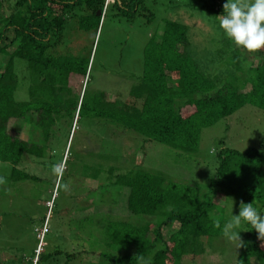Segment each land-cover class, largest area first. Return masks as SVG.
<instances>
[{
	"label": "trees",
	"instance_id": "1",
	"mask_svg": "<svg viewBox=\"0 0 264 264\" xmlns=\"http://www.w3.org/2000/svg\"><path fill=\"white\" fill-rule=\"evenodd\" d=\"M11 1L13 12L0 18V164L10 167V183L38 180L18 167L24 157H44L48 150L46 143L55 141L62 131L56 132L60 120L68 121L67 130L70 123L79 120L95 122L96 127L103 129L102 133L110 132L105 139L108 141L111 136L120 135L121 139L131 132L144 142L191 155L197 151L201 129L213 126L245 105L264 112V49L252 55L256 62L251 63L247 61V53L220 37V49L213 60L200 67V58L187 49V26L164 21L159 35L149 34L142 47L140 75L128 86L126 98L108 100L105 92L88 89L92 46L101 19L111 6L116 11L115 17L125 22L134 21L138 15L149 24L153 15L142 6L146 0H113L103 15L100 13L104 0ZM201 2L196 8L205 10L217 24L225 1ZM72 20L79 31L87 35L90 32L85 45L75 54L71 53L73 47L68 41L61 42L62 32ZM61 44L68 52H57ZM225 51H229V58ZM15 60L24 64L26 84L18 85L13 72ZM17 88L24 89L25 100H15ZM11 120L27 125L26 140L8 133ZM99 154L107 164L86 162L77 174L89 182H100L97 190L89 191L99 202L123 209L120 217L106 215L109 219L96 213L101 224L95 225L100 232L106 231L107 246L133 248L128 264H138L135 257L138 254L151 257V264H182L185 256L192 260L201 254L200 238H220L222 220L213 214L216 205L211 197L215 188L234 196L239 203L253 202V207L264 215V144L244 152L232 149L217 152L213 179L205 192L174 185L142 171H122L111 165V160H119V156L108 152L104 155L101 151ZM69 197L71 200L74 195ZM87 209L85 205L79 206L75 211L78 215L72 218L87 222V218L94 216ZM44 221L43 218L31 257L8 264H40L49 260L37 249L42 248ZM245 224L241 234L243 246L236 251L233 264H264L262 241L257 239L252 226ZM166 227L174 230L163 239L161 234ZM155 241L160 248L155 247ZM204 244L207 245L205 240ZM122 258L114 261L120 264Z\"/></svg>",
	"mask_w": 264,
	"mask_h": 264
},
{
	"label": "rangeland",
	"instance_id": "2",
	"mask_svg": "<svg viewBox=\"0 0 264 264\" xmlns=\"http://www.w3.org/2000/svg\"><path fill=\"white\" fill-rule=\"evenodd\" d=\"M201 1L204 0H146L142 6L153 15V20L149 24L138 15L134 21L125 22L115 17L116 11L109 6L101 19L98 37L95 38L92 46L93 63L88 80L89 91H103L108 100L126 98L128 86L140 75L142 47L149 34L156 32V35H159L164 21L183 23L187 26V49L200 58L198 59L200 67H206L220 49L219 39L224 36L216 29L218 28L216 20L208 16L205 10L196 8L202 3ZM251 2L252 0H241V3ZM12 9L11 0H2L0 18L13 12ZM142 14H145L144 10ZM89 34L90 32L87 35L79 31L72 20L67 22L61 42L68 41L73 47L70 49L71 53L75 54L77 49L81 50L85 45L83 42L87 40L85 37ZM226 41L230 43L229 40ZM85 51L86 49L83 53ZM57 52L66 53L68 49L62 48L61 44ZM224 55L229 58V51H225ZM252 55L255 56V53L246 54L247 61L255 63L256 59ZM13 66L18 85L26 84L24 64L15 60ZM247 90L248 87H245L244 92ZM14 97L17 101L25 100L24 89L17 88ZM68 125L67 120H60L57 130L55 126L54 131H62L56 135L55 141L46 143L48 150L44 157L27 156L22 159L18 169L38 180L10 183L8 180L10 167L0 164V176L7 180L6 185L0 186V264L31 257L37 242L36 238L40 235L43 218L46 229L44 228L41 235L42 248L37 249L41 251L42 257L48 256L49 260L40 264H119L114 260L121 257L123 258L120 264H128L133 248L107 246L106 231L100 232V228L95 225L101 224V217L98 216L105 215L108 219L106 215L120 217L124 214L123 209L107 207L99 202L94 193L90 192L95 190L100 182H89L78 175L82 171L83 163L98 161H102V164L108 163L100 157V151L102 154L112 153L117 156L116 158L119 156V160H111V165L122 171L130 169L142 171L159 176L174 185L193 187L205 192L213 179L217 152L222 149L244 152L250 148L259 149L264 144V112L249 105L243 106L213 126L201 129L197 151L191 155L179 153L157 143L144 142L142 138L131 132L123 135L121 139L118 135L114 138L111 136L112 139L109 141L105 140L110 132L102 133L103 129H100L99 125L96 127L95 122L79 120L76 124L70 123L67 130ZM7 130L9 134L20 140L27 139V125L19 121L11 120ZM59 162L65 164L62 181L57 180L51 171L52 166ZM62 183L70 185L69 191L62 188ZM85 192L87 196H84ZM213 194L214 196L211 197L216 205L213 214L216 219L222 220L220 238H200L199 244L202 242L203 249L201 254L196 255L192 260L190 256H185L182 264H233L234 262L238 248L234 242L224 236L223 227L231 220L232 215L239 214L240 203L234 196L217 188L214 189ZM71 195L74 197L69 200ZM84 205L94 216L87 218V222L83 219H73L72 217L78 215L75 211L79 206ZM96 213L97 217H95ZM88 220L91 222L88 223ZM144 220L149 221L146 218ZM140 221L139 219L137 222ZM245 223L242 221L240 227L235 229L241 231L239 233L241 239V234L246 228ZM173 230V227L164 228L161 234L163 239ZM154 244L156 248H160L158 241ZM107 256L110 257V261Z\"/></svg>",
	"mask_w": 264,
	"mask_h": 264
},
{
	"label": "clouds",
	"instance_id": "3",
	"mask_svg": "<svg viewBox=\"0 0 264 264\" xmlns=\"http://www.w3.org/2000/svg\"><path fill=\"white\" fill-rule=\"evenodd\" d=\"M218 30L233 46L247 54H254L264 49V0H252L251 3H241V0H226L223 4V14L217 16ZM65 164L59 162L52 166V175L62 181ZM5 177L0 176V186L6 185ZM62 188L69 191L70 185L62 183ZM233 202V201H232ZM242 221L249 223L258 234L257 239L264 241V215L253 207L252 203H240L239 214L232 218L223 227V234L230 241L243 246V241L236 231ZM219 227V221L216 222ZM264 247V244L261 245ZM138 264H151V257L135 256Z\"/></svg>",
	"mask_w": 264,
	"mask_h": 264
},
{
	"label": "built area",
	"instance_id": "4",
	"mask_svg": "<svg viewBox=\"0 0 264 264\" xmlns=\"http://www.w3.org/2000/svg\"><path fill=\"white\" fill-rule=\"evenodd\" d=\"M113 2V0H104V3H103V8H102V11L100 13V15L102 14L103 15V12L105 10V7L109 4H111Z\"/></svg>",
	"mask_w": 264,
	"mask_h": 264
},
{
	"label": "water",
	"instance_id": "5",
	"mask_svg": "<svg viewBox=\"0 0 264 264\" xmlns=\"http://www.w3.org/2000/svg\"><path fill=\"white\" fill-rule=\"evenodd\" d=\"M96 16H99V12L98 11L96 12Z\"/></svg>",
	"mask_w": 264,
	"mask_h": 264
}]
</instances>
